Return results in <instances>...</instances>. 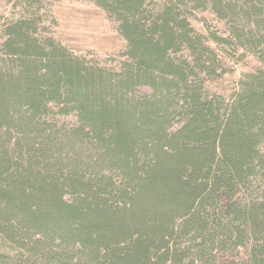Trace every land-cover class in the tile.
Instances as JSON below:
<instances>
[{"label": "trees", "instance_id": "16d2710c", "mask_svg": "<svg viewBox=\"0 0 264 264\" xmlns=\"http://www.w3.org/2000/svg\"><path fill=\"white\" fill-rule=\"evenodd\" d=\"M2 1L0 264H264V0H86L106 58Z\"/></svg>", "mask_w": 264, "mask_h": 264}, {"label": "rangeland", "instance_id": "374dc122", "mask_svg": "<svg viewBox=\"0 0 264 264\" xmlns=\"http://www.w3.org/2000/svg\"><path fill=\"white\" fill-rule=\"evenodd\" d=\"M53 3L60 21L57 36L74 51L106 58L126 47L127 42L120 35L118 25L95 3L86 0H53ZM11 9L12 4L0 0V11L9 14ZM195 24L202 28L200 21ZM256 65V62L250 61V65L238 66L235 74L228 75L221 82L211 83V89L231 96L243 75Z\"/></svg>", "mask_w": 264, "mask_h": 264}]
</instances>
